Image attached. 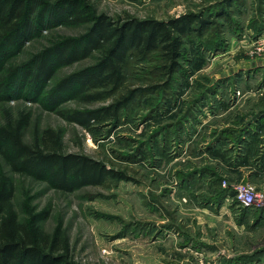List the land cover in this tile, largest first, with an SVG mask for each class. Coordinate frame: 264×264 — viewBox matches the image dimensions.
Here are the masks:
<instances>
[{
	"label": "rangeland",
	"instance_id": "obj_1",
	"mask_svg": "<svg viewBox=\"0 0 264 264\" xmlns=\"http://www.w3.org/2000/svg\"><path fill=\"white\" fill-rule=\"evenodd\" d=\"M78 1L86 11L82 24L42 31L14 63L84 35L98 16L119 25L195 14L206 27L184 38L171 76L159 69L160 54L133 56L119 90L65 94L58 110L86 111L139 91L115 120L90 131L42 104L0 102V122L6 112L30 115L26 143L35 131L59 130L64 153L87 156L116 174L101 186L65 193L0 165L13 181L19 221L47 213L39 227L48 235L61 229L75 264H264V198L244 207L237 196L239 185L264 196V0ZM98 59L93 53L57 70L42 100Z\"/></svg>",
	"mask_w": 264,
	"mask_h": 264
},
{
	"label": "trees",
	"instance_id": "obj_2",
	"mask_svg": "<svg viewBox=\"0 0 264 264\" xmlns=\"http://www.w3.org/2000/svg\"><path fill=\"white\" fill-rule=\"evenodd\" d=\"M85 6L78 0H0V102L25 100L42 104L65 121L90 131L92 124L116 119L139 91H131L112 105L86 111H60L67 99L85 91L119 90L124 82L128 60L160 54L161 69L171 76L179 70L184 38L201 33L206 22L200 15L184 14L166 21L130 19L110 24L103 16L94 17L87 32L77 38H63L41 49L26 61L15 64L25 44L42 31L60 25L82 24ZM199 25L200 29L193 25ZM99 54L95 64L61 80L44 101L42 92L57 70ZM26 92V94H24ZM65 94L69 96L65 97ZM99 100L98 96H87ZM30 115L16 117L5 113L0 122V165L9 173L44 182L51 189L72 193L89 186H101L116 174L103 164L84 155L62 150V132L53 129L35 131L26 143L24 134ZM244 161L242 166H245ZM2 169V167H1ZM14 184L0 170V264H75L69 256L67 239L57 229L44 233L39 224L47 213L31 215L21 222L14 210Z\"/></svg>",
	"mask_w": 264,
	"mask_h": 264
},
{
	"label": "built area",
	"instance_id": "obj_3",
	"mask_svg": "<svg viewBox=\"0 0 264 264\" xmlns=\"http://www.w3.org/2000/svg\"><path fill=\"white\" fill-rule=\"evenodd\" d=\"M237 196L244 207H248L255 201L263 200L264 196L255 191L247 185H239L237 188Z\"/></svg>",
	"mask_w": 264,
	"mask_h": 264
}]
</instances>
